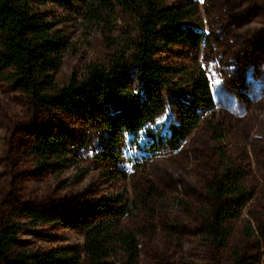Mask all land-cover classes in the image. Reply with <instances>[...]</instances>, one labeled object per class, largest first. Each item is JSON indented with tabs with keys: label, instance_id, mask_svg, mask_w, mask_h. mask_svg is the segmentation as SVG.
<instances>
[{
	"label": "rangeland",
	"instance_id": "1",
	"mask_svg": "<svg viewBox=\"0 0 264 264\" xmlns=\"http://www.w3.org/2000/svg\"><path fill=\"white\" fill-rule=\"evenodd\" d=\"M191 1L198 8L194 21L203 26L208 45L160 46L154 58L186 71L204 69L222 141L213 137L209 113L203 111L201 122L177 150L136 166L141 158L127 144L105 148L102 137L109 131L42 107L0 81V227L9 219L24 223L17 236L21 247L82 252L81 231L60 222L35 223L15 212L29 207L67 219H119L136 235L138 264H233L236 257L240 264H264V241L257 234V221L264 220V0ZM36 8L67 40L54 74L58 84L73 73L82 75L89 63L105 64L130 30V17L120 11L108 26L84 21L78 0H40ZM125 77L133 88L140 87L133 66ZM165 96L161 125L177 119L171 94ZM60 128L75 138V152L72 164L57 172L36 164L31 147L38 136ZM218 146L244 168L252 192L241 213L227 221L223 246L204 240L197 214L205 207L204 186L218 168ZM249 224L252 234L247 236ZM119 257L107 261L117 264Z\"/></svg>",
	"mask_w": 264,
	"mask_h": 264
},
{
	"label": "trees",
	"instance_id": "2",
	"mask_svg": "<svg viewBox=\"0 0 264 264\" xmlns=\"http://www.w3.org/2000/svg\"><path fill=\"white\" fill-rule=\"evenodd\" d=\"M39 2L0 0V81L42 107L70 113L92 128L109 131L102 137L105 148L127 144L141 158L136 166H146L152 158L177 150L199 125L203 111L209 113L213 137L222 141L204 69L186 71L154 58L160 46L185 44L198 49L208 45L203 26L194 21L198 10L194 1L174 5L169 0H78L79 15L88 23L108 26L120 11L130 17L131 25L105 64L89 63L82 75L73 73L62 84L55 81L54 74L66 53L67 40L36 8ZM129 66L135 68L139 88H133L125 77ZM166 92L171 94L177 119L161 125ZM31 151L40 167L61 172L72 164L75 138L60 128L38 136ZM217 155V171L204 186L205 207L197 214L204 240L223 246L229 236L227 221L241 213L252 192L241 164L221 146ZM83 174L76 180L81 181ZM15 212L35 223L60 222L81 231L82 252L23 248L17 236L24 223L9 219L0 227V264H82L84 260L87 264H114L107 260L118 254L117 264H138L136 235L119 219H67L29 207ZM108 214L118 213L109 210ZM244 234H252L250 224ZM257 234L264 241V220L257 221ZM240 263L234 258L233 264Z\"/></svg>",
	"mask_w": 264,
	"mask_h": 264
}]
</instances>
